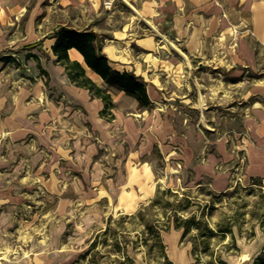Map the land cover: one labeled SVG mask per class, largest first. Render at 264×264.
Returning <instances> with one entry per match:
<instances>
[{
	"label": "rangeland",
	"instance_id": "1",
	"mask_svg": "<svg viewBox=\"0 0 264 264\" xmlns=\"http://www.w3.org/2000/svg\"><path fill=\"white\" fill-rule=\"evenodd\" d=\"M83 15L74 5L65 8L57 0H0V264L71 263L110 215L136 211L154 198L158 187L167 186L192 189L189 192L198 196L199 209L213 212L212 217L205 216L211 223L221 216L227 220L234 210H245L234 226L238 247L225 246L231 235L213 240L212 247L227 264H253L264 247V229L250 215L252 206L241 205L243 199L252 204L259 198L252 189L260 187L254 180L260 177L243 178L241 168H233L222 172L227 187L219 189L213 178L221 169H210L203 155L209 154L207 150L219 152V146L229 151L233 140L224 138L228 126L224 121L240 109L235 107L255 99L247 90L254 82L264 84V47L254 42L256 61L246 66L238 63L240 71L197 62L217 59L221 52L214 50L193 59L196 85L188 92L195 97L199 86L207 93V120L194 111L195 129L181 125L179 116L172 130L169 122L156 121L157 105L168 117L171 109L185 114L186 124L190 115L180 106L179 97L170 98L177 90L175 77L167 76L157 63L146 66V71L165 81L159 86L168 99L161 97L160 104L153 102L148 110L134 105L131 95L112 89L116 106L112 115L103 116V101L68 78L52 50L54 33L60 26L89 28L95 20ZM102 40L104 45L107 40ZM155 51L150 52L158 58L175 54L166 48ZM69 52L73 59L84 61L76 50ZM150 52L123 42L118 53L124 63L111 64L138 74L142 62L153 57ZM87 72L104 85L89 67ZM238 77L242 81L234 82ZM220 88L226 101L218 98ZM206 142L212 145L197 158L205 166L202 172L186 160ZM176 148L178 154L170 155ZM262 181L264 187V177ZM208 190L227 191L229 196L214 197ZM210 204L219 210L207 207ZM163 239L172 264H207L211 258L202 253L197 260L191 243L182 240V231L174 227L163 232ZM130 253L136 264H147L142 249L130 248Z\"/></svg>",
	"mask_w": 264,
	"mask_h": 264
},
{
	"label": "crops",
	"instance_id": "2",
	"mask_svg": "<svg viewBox=\"0 0 264 264\" xmlns=\"http://www.w3.org/2000/svg\"><path fill=\"white\" fill-rule=\"evenodd\" d=\"M57 1L65 8L74 5L76 9H80L84 14L83 19L95 20L87 26L104 37L105 41L107 40L104 42L103 52L110 62L124 63L118 53L119 46L123 42L135 43L145 52H154L159 48L174 50L175 54L171 55L167 52L160 58L155 55L156 53L150 52L149 54L153 57L145 59L140 72H137V75L146 81L149 97L156 104H160L161 97L167 98L166 92L159 86V84L165 85V81L159 78L156 80L155 76L146 71L148 66H154V63H157L164 72L168 73L167 76L175 77L177 90L176 94L174 90L170 93V98H175L173 95L180 98V106L186 108L190 115L189 122L186 124L188 118L185 114H179L172 109L169 110V117L168 114L160 112L162 108L159 105L156 106L158 110H155L158 112L156 121L169 122L172 130L175 118L179 116L181 125L195 129L194 120L197 116L194 118L193 114L196 111L202 116L201 120H207V93L198 86L196 98L189 94L196 85L193 77L196 65L193 59L197 60L198 57L205 56L206 52L214 50L221 52L217 59L207 57L204 60L198 59L197 62L206 61L209 64L213 63V67L225 66L240 71L237 68L238 63L246 66L256 61L253 43H259L262 48L264 47V0ZM104 33H110V36ZM75 59L81 61L79 58ZM81 63L87 68L84 61ZM234 80L238 82L242 81V78L238 77ZM247 90L250 95L256 96L255 99L245 107H235L240 109L234 113L233 117L224 121L228 125L224 129V138L227 140L229 137L233 140L229 151L223 147L220 149L218 145L219 152L207 150L209 154L203 155L205 164L210 169H221L213 178V183L219 189L227 187L225 173L222 172L233 171V168L235 170L241 168L243 178L264 177V97L258 98L259 93L264 95V84L254 82ZM218 91H220L218 95L220 101H226L227 96L225 92H222L224 90L220 88ZM208 96L211 97L210 92ZM128 97H131L134 105H139L136 98ZM210 145L212 144L206 142L201 145L200 150H196L197 152L194 149L192 156L187 158V163L193 164L195 170L205 172L202 159L200 161L197 158ZM177 149H171L170 155H173V152L178 154Z\"/></svg>",
	"mask_w": 264,
	"mask_h": 264
},
{
	"label": "trees",
	"instance_id": "3",
	"mask_svg": "<svg viewBox=\"0 0 264 264\" xmlns=\"http://www.w3.org/2000/svg\"><path fill=\"white\" fill-rule=\"evenodd\" d=\"M54 37L52 50L56 55V60L64 66L73 83L88 89L92 96L103 101L101 115H112V109L116 106L111 94L112 89L124 91L136 98L140 108L153 107L146 81L134 72L120 71L111 64L110 59L103 52V40L99 33L90 28L60 26L56 29ZM71 48H76L83 55L87 67L103 79L104 85L97 84L88 75L87 68L81 61L71 58L69 52ZM254 180H257L255 183L260 184V187L252 189V195L258 191L259 198L252 204L243 199L241 208L251 205L250 215L256 217L264 229L263 178ZM199 188L204 187L200 185ZM189 190L192 189L181 191L170 186L158 187L154 198L148 204L142 205L131 213L122 212L117 216L110 215L105 226L94 234L88 247L80 253L78 258L65 264H136L130 248L133 251L142 249L147 264H152V262L172 264L163 239V232L171 227L182 231V240L191 243L192 254L197 260L203 253L211 257L207 264H227L224 258L214 254L213 240L220 242L231 235V241L225 243V246L231 249L232 247L237 248L234 226L247 212L234 210L227 220L221 216L211 223L205 216L212 217L213 212L199 209L198 196ZM208 194L218 198L229 196L227 191L216 194L208 190ZM195 206L197 208H194ZM207 207L219 210L214 204ZM253 264H264V247L255 257Z\"/></svg>",
	"mask_w": 264,
	"mask_h": 264
},
{
	"label": "bare ground",
	"instance_id": "4",
	"mask_svg": "<svg viewBox=\"0 0 264 264\" xmlns=\"http://www.w3.org/2000/svg\"><path fill=\"white\" fill-rule=\"evenodd\" d=\"M76 52L78 53V55H79L80 57H83V55H82L78 50H76ZM152 188H154V186H152Z\"/></svg>",
	"mask_w": 264,
	"mask_h": 264
}]
</instances>
